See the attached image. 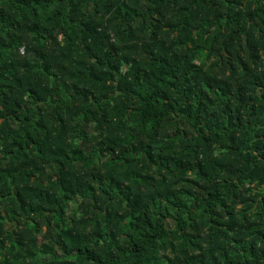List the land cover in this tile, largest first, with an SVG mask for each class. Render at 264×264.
Returning a JSON list of instances; mask_svg holds the SVG:
<instances>
[{
	"label": "trees",
	"instance_id": "obj_1",
	"mask_svg": "<svg viewBox=\"0 0 264 264\" xmlns=\"http://www.w3.org/2000/svg\"><path fill=\"white\" fill-rule=\"evenodd\" d=\"M0 264H264V0H0Z\"/></svg>",
	"mask_w": 264,
	"mask_h": 264
}]
</instances>
